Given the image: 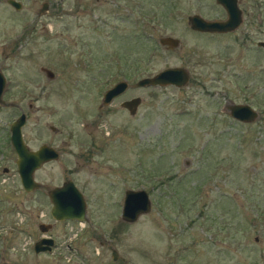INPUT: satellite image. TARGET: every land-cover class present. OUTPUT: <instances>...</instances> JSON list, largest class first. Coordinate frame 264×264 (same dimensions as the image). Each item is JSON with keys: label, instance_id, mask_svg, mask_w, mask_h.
I'll return each mask as SVG.
<instances>
[{"label": "rangeland", "instance_id": "1", "mask_svg": "<svg viewBox=\"0 0 264 264\" xmlns=\"http://www.w3.org/2000/svg\"><path fill=\"white\" fill-rule=\"evenodd\" d=\"M17 1L19 10L0 0L1 98L11 105L0 106V264H264V0H237L239 26L217 34L186 22L223 19L214 0ZM165 36L179 46H160ZM168 67L185 69L187 83L131 86ZM122 79L125 94L100 107ZM130 97L141 100L133 115L119 107ZM228 102L257 119H232ZM21 112L26 145L59 154L34 172L41 188L31 192L8 138ZM68 179L85 221L49 216L46 190ZM126 189L150 201L132 222L120 219ZM42 235L52 249L35 254Z\"/></svg>", "mask_w": 264, "mask_h": 264}, {"label": "water", "instance_id": "2", "mask_svg": "<svg viewBox=\"0 0 264 264\" xmlns=\"http://www.w3.org/2000/svg\"><path fill=\"white\" fill-rule=\"evenodd\" d=\"M220 5L225 13L223 19L207 20L198 14L190 15L186 18L189 29L197 32L205 33H228L235 30L241 20L242 13L237 5V0H214ZM6 3L19 10L20 3L15 0H6ZM39 12H43L47 5L42 3ZM158 44L167 49H174L179 46L177 38L171 36L160 37ZM256 46L264 49V41H257ZM44 74L51 79L52 72L42 67ZM188 81V73L182 67H168L162 69L152 75L144 76L137 79L131 86L139 87H161L173 86L182 87ZM4 76L0 73V96L4 89ZM128 84L125 80L117 81L110 86L102 94L101 102L107 105L112 98L122 93ZM0 102L3 101L0 98ZM141 100L139 97H134L131 100L125 101L121 104L127 109L130 115L136 112L137 106ZM224 110L234 120L242 123H251L257 119L258 113L246 103L228 102L224 105ZM25 123V115L21 112L9 126V143L15 154V168L19 179L20 186L24 192H31L40 187V184L34 180L33 174L44 163L53 161L58 158V152L44 144L38 146L36 149H30L23 140L21 128ZM46 194L51 203L50 215L55 221L75 220L78 222L85 221V202L82 194L75 187L71 180L63 181L58 187H53L46 190ZM150 208V201L148 194L143 189H126L123 192L122 204L120 208V219L125 222H132L144 213H147ZM44 232L45 228H41ZM53 246L52 238H41L33 244V252L35 254L40 252H50ZM118 258L117 253L111 251V259Z\"/></svg>", "mask_w": 264, "mask_h": 264}, {"label": "flooded vegetation", "instance_id": "3", "mask_svg": "<svg viewBox=\"0 0 264 264\" xmlns=\"http://www.w3.org/2000/svg\"><path fill=\"white\" fill-rule=\"evenodd\" d=\"M15 1H17V0H15ZM5 2H6V0H5ZM19 2V1H18ZM20 3V2H19ZM237 5H238V1H237ZM239 7V6H238ZM13 8V7H12ZM20 8H21V4H20ZM19 8V9H20ZM41 9V8H40ZM40 9H39V11H40ZM241 10V9H240ZM241 13H242V11H241ZM225 16V15H224ZM193 31V30H192ZM195 32H197V31H195ZM198 33H205V32H198ZM213 34H217V33H213ZM0 69H2L1 68V66H0ZM125 80V79H124ZM4 81H5V77H4ZM120 81V80H119ZM126 81V80H125ZM127 82V81H126ZM128 84V83H127ZM129 86V85H128ZM127 86V88L122 92V93H120L119 95H117V96H115L114 98H112L111 100H110V102L107 104V105H103L102 104V102L100 103L101 105H100V107H102V106H109L113 101H115L117 98H119L120 96H122V95H124L125 94V92L127 91V89L129 88ZM5 87V86H4ZM6 91H5V89H3L2 90V93H1V96H0V98L2 97V95L5 93ZM105 92V91H104ZM132 98H134V97H130V98H127V99H123L122 101H120L119 102V107L121 108V109H123V110H126L127 111V109L126 108H124L123 106H121V104L123 103V102H125V101H128V100H131ZM101 99H102V96H101ZM1 100H2V98H1ZM3 101V100H2ZM0 106L1 107H9V106H11V105H9L8 103H6V102H4L3 101V103L2 102H0ZM99 107V108H100ZM128 112V111H127ZM50 130H52V131H54L55 129L53 128V127H50L49 128ZM9 138V137H8ZM56 150V149H55ZM45 164V163H44ZM3 171H4V168H3ZM6 171V170H5ZM4 171V172H5ZM41 188V185H40V187L38 188V189H40ZM38 189H35V190H38ZM34 191V190H33ZM46 196H47V194H46ZM47 198H48V196H47ZM49 200V199H48ZM50 202V201H49ZM51 204V203H50ZM50 211H51V205H50V210H49V216L51 217V215H50ZM85 213V212H84ZM51 219H53L52 217H51ZM62 221H67V220H62ZM76 222H78V221H76ZM50 227H51V225L50 224H45V223H39L38 225H37V229L41 232V233H44V232H42L41 231V228H45V230H49L50 229ZM6 229H5V227H4V225L3 224H0V232H3V231H5ZM45 237H47V238H51V237H49V236H45V235H42V236H40L39 237V239L37 240V241H39L41 238H45ZM36 241V242H37ZM34 244V243H33ZM33 247V246H32ZM51 249H52V247H51ZM51 251V250H50ZM0 257L2 258V249L0 250ZM119 257V256H118ZM117 259V258H116Z\"/></svg>", "mask_w": 264, "mask_h": 264}]
</instances>
